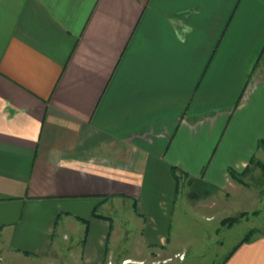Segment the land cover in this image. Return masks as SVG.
<instances>
[{
    "label": "crops",
    "instance_id": "0c3cea01",
    "mask_svg": "<svg viewBox=\"0 0 264 264\" xmlns=\"http://www.w3.org/2000/svg\"><path fill=\"white\" fill-rule=\"evenodd\" d=\"M261 163L264 0H0V264L145 261L113 234L165 247L182 182Z\"/></svg>",
    "mask_w": 264,
    "mask_h": 264
},
{
    "label": "rangeland",
    "instance_id": "374dc122",
    "mask_svg": "<svg viewBox=\"0 0 264 264\" xmlns=\"http://www.w3.org/2000/svg\"><path fill=\"white\" fill-rule=\"evenodd\" d=\"M249 170L243 181L237 178L242 185L238 184L227 197L195 182L187 186L182 182L170 232L172 243L137 249L136 224L129 221L125 224L130 228L129 238L122 241L126 231L121 229L113 234L120 245L118 255L148 259H121L107 264H221L249 232L256 230L252 237L264 234V163ZM199 199L211 203L210 212L195 208ZM204 205L209 208V204Z\"/></svg>",
    "mask_w": 264,
    "mask_h": 264
},
{
    "label": "trees",
    "instance_id": "16d2710c",
    "mask_svg": "<svg viewBox=\"0 0 264 264\" xmlns=\"http://www.w3.org/2000/svg\"><path fill=\"white\" fill-rule=\"evenodd\" d=\"M178 170V168H174V172L176 173V171ZM231 172V176L233 177V178H239L240 179V181H243L241 178H240V176H238L234 171H230ZM246 172V171H245ZM244 174V173H243ZM242 174V175H243ZM244 176V175H243ZM177 178H178V175H177ZM255 232H256V230L254 231V230H252L251 232H249L245 237H244V239L241 241V243H243V242H245V241H248V240H250V239H252L253 237V234H255Z\"/></svg>",
    "mask_w": 264,
    "mask_h": 264
}]
</instances>
